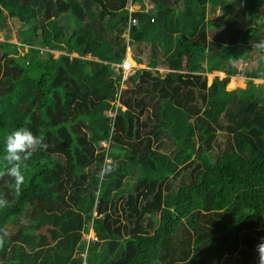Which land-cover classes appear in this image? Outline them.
<instances>
[{"label": "trees", "instance_id": "trees-1", "mask_svg": "<svg viewBox=\"0 0 264 264\" xmlns=\"http://www.w3.org/2000/svg\"><path fill=\"white\" fill-rule=\"evenodd\" d=\"M144 1L152 11L133 13L129 27L127 7ZM263 8L264 0H0V264H82V254L84 264H227L235 254L237 264H258L264 83L250 84L264 81ZM9 22L28 53L9 42ZM139 44L149 47V69L127 80L125 110L91 141L86 119L114 111L110 65ZM219 71L242 74L247 87H207L204 74ZM20 128L43 146L21 163L17 187L3 145ZM152 152L164 153L159 168ZM179 153L189 160L181 168ZM84 198V208L96 203L89 241L92 215L77 210Z\"/></svg>", "mask_w": 264, "mask_h": 264}, {"label": "rangeland", "instance_id": "rangeland-1", "mask_svg": "<svg viewBox=\"0 0 264 264\" xmlns=\"http://www.w3.org/2000/svg\"><path fill=\"white\" fill-rule=\"evenodd\" d=\"M143 8L144 11H152V6L151 4H149L147 1H144L142 4H135V5H131V6H128L127 7V13H128V26H134L135 25V22L134 20L132 19V14L133 13H136V12H139L141 9L140 8ZM264 9V8H263ZM263 9H260L259 11L262 12ZM207 18H209V12H207ZM8 27L10 29V43H12L14 49L19 52L21 55H24L26 53H28V48L25 47L24 49L20 50L19 48V44L17 43L16 41V37H15V26H13V24L11 22L8 23ZM127 32H129V28H127L126 30ZM127 37V35H126ZM0 40H2V35L0 34ZM131 51V55H133V57L138 60L137 58L140 57L142 60H144V62L146 64H149V47L148 45H144V44H139L137 46H133L132 49H129ZM58 56V54H55V58ZM76 56H74L75 58ZM90 58L89 56H87V59ZM142 60H138L140 62H142ZM139 62V63H140ZM115 64V63H113ZM113 64H111L110 66H112ZM194 63L192 61H190L188 63V67H193ZM136 65H133V68L135 71H137L138 69L135 67ZM240 67V66H239ZM143 69H149L148 67L146 68H143ZM157 70V69H156ZM111 71V76L112 78H114V92L116 90V86L118 87L119 89V94L120 92L122 91L121 89H124L125 86L124 84L127 82V80H124L122 81L121 77L118 76L117 72L114 71V70H110ZM158 72L160 74L162 73H166L167 70H158ZM120 73V72H119ZM220 73V76H218ZM218 74V75H216ZM214 75H216V78L218 80H224L226 79V75L219 71L217 73L213 72L212 73V76H210L209 74H205V81H206V85L207 86H210V83L213 82V78H214ZM132 76V75H131ZM131 76H129L127 79H129ZM234 81V83H231L230 81ZM124 83V84H123ZM264 83L263 80H253L251 82V87L254 89H259L260 88V85H262ZM228 85H231L230 87H228V85L226 86V91H232L234 89H245L248 85V80L244 78V76L240 73L236 74L234 77L232 78H228V81L227 83ZM233 84V85H232ZM262 88V86H261ZM260 88V89H261ZM117 93V91H116ZM113 105H114V111H110V112H100V111H97L95 113H92V115L86 119V123L89 125V127L92 129L91 130V137H90V140L93 141V139H95V137H97V135L100 133H103L107 130L108 126L111 124V121H112V118L113 116L115 115V109L120 107L121 110H125V108L123 106H121L119 104L118 101H115L113 102ZM100 145L104 148H107L108 147V143L107 142H100ZM161 154L164 155V153L162 152ZM183 154V153H181ZM153 161H155L156 163V166L159 167L160 166V155L156 152H152L150 153L149 155ZM184 157V156H183ZM187 159V157H185ZM183 167V166H181ZM86 203V198L82 199L81 202L79 203L78 207H77V210L80 211V213L82 215H87V214H91L92 215V219H91V227L89 230H87V234L83 235V238L86 240V241H89V240H92L94 239L93 237V232H92V221L95 219L94 216H95V207H96V203H91L88 201L87 203V207H88V210H84L85 208L82 207L81 203ZM88 228V225L86 227V229ZM236 256V254H235ZM235 256H233L231 258L230 261L227 262V264H237L236 260H235ZM81 261H85V255L82 254L81 257H80Z\"/></svg>", "mask_w": 264, "mask_h": 264}, {"label": "clouds", "instance_id": "clouds-1", "mask_svg": "<svg viewBox=\"0 0 264 264\" xmlns=\"http://www.w3.org/2000/svg\"><path fill=\"white\" fill-rule=\"evenodd\" d=\"M123 60H126V58L124 57ZM119 76L121 77V73ZM42 146L41 140L27 128L17 129L5 138L3 159L7 162L6 174L13 178L17 187L24 181L21 163L27 161L32 152ZM105 171H108V169H105ZM2 203L3 201H0V204ZM256 253L258 264H264V240L257 245Z\"/></svg>", "mask_w": 264, "mask_h": 264}, {"label": "crops", "instance_id": "crops-1", "mask_svg": "<svg viewBox=\"0 0 264 264\" xmlns=\"http://www.w3.org/2000/svg\"><path fill=\"white\" fill-rule=\"evenodd\" d=\"M129 6H131V5H129ZM140 9H143L142 7L140 8ZM129 49H132V48H127V50H126V54H125V58L126 59H128V57H130V61H132L134 64H136V68L137 69H143V68H146L147 66H148V64H146L145 62H144V60H142L140 57H138L137 59L138 60H142V62H140V61H138V60H136L134 57H133V55H131V51L129 50ZM149 61V60H148ZM140 62V64H137V63H139ZM110 69H111V66H110ZM118 76H119V74H117ZM205 75V74H204ZM203 80V79H202ZM211 84V83H210ZM116 91H117V93H116ZM118 98H119V89H118V87L116 86V90H115V95H114V99H113V102H115V101H118ZM113 104V103H112ZM184 156V157H183ZM186 157V155H184V153L181 155V153H179V154H176L175 155V157H174V161H175V163L178 165V168H181V166H184L185 164H187L188 162H189V160L188 159H186L185 158ZM151 158V157H150ZM161 162H162V156L160 157V165H161ZM160 167V166H159ZM159 167H157V168H159ZM85 206V205H84ZM88 209V207H85V209L84 210H87Z\"/></svg>", "mask_w": 264, "mask_h": 264}, {"label": "built area", "instance_id": "built-area-1", "mask_svg": "<svg viewBox=\"0 0 264 264\" xmlns=\"http://www.w3.org/2000/svg\"><path fill=\"white\" fill-rule=\"evenodd\" d=\"M111 70L116 71L118 74L121 73L122 81L127 80V78L133 75L135 72V70L131 67V64L127 62L126 60H123L121 64H113L111 66Z\"/></svg>", "mask_w": 264, "mask_h": 264}, {"label": "bare ground", "instance_id": "bare-ground-1", "mask_svg": "<svg viewBox=\"0 0 264 264\" xmlns=\"http://www.w3.org/2000/svg\"><path fill=\"white\" fill-rule=\"evenodd\" d=\"M126 61L129 62V63L131 64V67H132V68H133V65H136V64H134L132 61H130V57H128V59H126ZM137 64H140V63H137ZM133 69H134V68H133ZM138 70H140V69H138ZM155 70H156V69H155ZM157 71H158V70H157ZM135 73H136V71L134 72V74H133L131 77H133V76L135 75ZM153 73H154V71H153ZM212 73H213V72H211V73H205V74H209V75H210V74H212ZM216 73H217V72H216ZM153 75H154V74H153ZM154 76H156V74H155ZM131 77H130V78H131ZM233 77H234V76H233ZM130 78H129V79H130ZM230 78H231V77H230ZM202 79H203V81L205 80V75L202 77ZM215 79H217V78L214 77L213 80H215ZM127 80H128V79H127ZM225 81H228V78H226V79L223 80V82H225ZM123 84H124V83H123ZM211 84H212V83H211ZM211 84H210V85H211ZM124 86H125V84H124ZM125 87H126V86H125ZM207 87H208V86H207ZM121 90H123V89H121ZM157 153H160V154H161V152H157ZM79 261L82 262V264H84V261H81V259H79Z\"/></svg>", "mask_w": 264, "mask_h": 264}, {"label": "water", "instance_id": "water-1", "mask_svg": "<svg viewBox=\"0 0 264 264\" xmlns=\"http://www.w3.org/2000/svg\"><path fill=\"white\" fill-rule=\"evenodd\" d=\"M226 83H227V81L224 82V84H226ZM90 227H91V223L88 224V228H87V230H89Z\"/></svg>", "mask_w": 264, "mask_h": 264}]
</instances>
